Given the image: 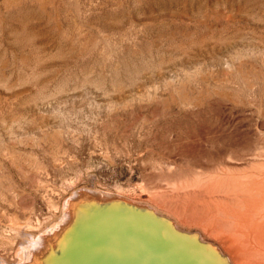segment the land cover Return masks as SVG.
I'll return each mask as SVG.
<instances>
[{
    "label": "rangeland",
    "instance_id": "rangeland-1",
    "mask_svg": "<svg viewBox=\"0 0 264 264\" xmlns=\"http://www.w3.org/2000/svg\"><path fill=\"white\" fill-rule=\"evenodd\" d=\"M263 53L264 0H0V264L79 188L145 202L181 98H247Z\"/></svg>",
    "mask_w": 264,
    "mask_h": 264
},
{
    "label": "bare ground",
    "instance_id": "bare-ground-1",
    "mask_svg": "<svg viewBox=\"0 0 264 264\" xmlns=\"http://www.w3.org/2000/svg\"><path fill=\"white\" fill-rule=\"evenodd\" d=\"M204 78L201 73L199 79ZM233 80H219L227 91L216 88L207 92L203 88L193 97L185 94L180 102L183 124L179 150L171 159L156 161L157 175L140 187L146 201L117 196L144 204L177 228L216 245L230 264H264V79L241 73L238 80L249 93L247 98L237 97L233 93L236 89L230 90L238 83ZM69 218L70 214H64L46 228L50 231L59 225L50 233V242L57 247L60 224ZM48 240L43 235L27 234V252H18L14 264H32V259L38 264V254Z\"/></svg>",
    "mask_w": 264,
    "mask_h": 264
},
{
    "label": "water",
    "instance_id": "water-1",
    "mask_svg": "<svg viewBox=\"0 0 264 264\" xmlns=\"http://www.w3.org/2000/svg\"><path fill=\"white\" fill-rule=\"evenodd\" d=\"M62 210L70 218L60 224L58 247L50 242L55 225L41 233L49 240L38 264H230L216 245L116 194L79 188L64 199Z\"/></svg>",
    "mask_w": 264,
    "mask_h": 264
}]
</instances>
